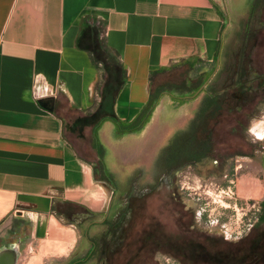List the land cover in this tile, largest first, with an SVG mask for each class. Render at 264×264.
<instances>
[{"label":"crops","instance_id":"0c3cea01","mask_svg":"<svg viewBox=\"0 0 264 264\" xmlns=\"http://www.w3.org/2000/svg\"><path fill=\"white\" fill-rule=\"evenodd\" d=\"M236 11L239 36L227 51L225 33ZM262 13L264 0H0V251L12 264H42L45 253L55 250L54 264H70L92 245L112 241L107 227L121 208V188L133 186L129 181L137 186L139 179L123 186L109 180L102 154L123 162H116L104 129L116 143L148 124L161 125L160 110L186 95L162 90L139 128L120 131V124L142 113L151 82L164 70L179 63L194 69L190 78L205 75L196 91L206 102L213 77L230 78L235 89L223 96L226 101L240 100L235 86L244 75L256 82L253 90L264 89V71L244 74L240 62L251 59V32L264 28L253 25ZM105 115L117 123L99 122V153L89 121ZM85 127L100 161L96 170L72 144ZM260 138L250 169L231 180L239 201L259 205L264 131Z\"/></svg>","mask_w":264,"mask_h":264},{"label":"rangeland","instance_id":"374dc122","mask_svg":"<svg viewBox=\"0 0 264 264\" xmlns=\"http://www.w3.org/2000/svg\"><path fill=\"white\" fill-rule=\"evenodd\" d=\"M238 15L236 11L231 16L230 28L225 33L227 51L239 36L242 19ZM254 22L253 25L264 26V13ZM251 33L255 34L251 35V45L247 49L251 59L240 61L244 74L250 68L264 71V28ZM208 67L209 73L214 67V60ZM190 69L194 71L178 63L151 82L152 88L160 87L174 95L187 96L184 102L173 100L171 106L160 110L161 125L148 124L143 132L123 136L116 143L112 142L109 127L104 129L105 142L112 145V151L119 155L116 162H123L115 164L108 152L102 154L101 160L108 170L109 180L118 181L123 186L124 182L138 176L137 186L146 184L139 189L134 181H129V184L133 183V189L128 194V197L131 195L130 210L124 225L127 229L125 233L121 232L120 237L110 241L128 243L129 248L132 246L127 256L130 258L122 264H181L177 254L200 248L199 244L186 240L194 239L221 249L225 247L222 244L240 243L253 230L264 232V222H256L259 204L239 201L233 187L232 198L223 193L234 175L250 169L251 162L261 149L262 140L259 137L262 135L260 129L264 130V108L256 109V105L264 103V89L253 90L256 82L244 75L235 86L239 89L240 100L236 101L231 93L235 101H226L224 97L234 88L227 83L230 78L222 77L223 81L216 78L218 81L215 82L213 77L214 82L207 85L213 91L208 95L217 97L219 103L216 101L214 106L209 105L200 90L196 91L205 75L191 79ZM247 87L249 94L244 93ZM203 112L204 121H199ZM77 138L72 141L76 150L91 162L93 169H98L100 161L89 148L87 127ZM169 172L172 174L170 180L167 179ZM97 175L102 177V172ZM128 189L129 186L121 188V196L117 199L121 208ZM65 218L72 222L69 215ZM120 222L116 225L118 228L123 226ZM141 227L165 234L159 249L148 252L142 241H138V229ZM235 252L234 264H237ZM57 253L58 250L46 252L42 264H54L53 260L58 259ZM100 258L104 256L99 255Z\"/></svg>","mask_w":264,"mask_h":264},{"label":"trees","instance_id":"16d2710c","mask_svg":"<svg viewBox=\"0 0 264 264\" xmlns=\"http://www.w3.org/2000/svg\"><path fill=\"white\" fill-rule=\"evenodd\" d=\"M98 47L99 44H97V48ZM161 91L162 90L160 89V87L154 88L149 94V98L145 107L142 110V113L137 115L131 122L127 124H120V131L124 132L139 128L140 123L147 118L148 113L151 111ZM216 100L217 97L213 95L207 96V101L209 102V105L212 104L214 106L216 104ZM209 109L211 110L212 107H209ZM104 118H108L114 123H117V121H115L113 117L106 115L100 116L94 122L89 121L91 126V145H93L92 147L95 148V150H97L99 153H101V151L98 145L96 144L94 135L99 125V122ZM82 126H84V124ZM259 208L260 210L257 215L256 221L257 224L264 222V203H261L259 205ZM247 236L248 237H246L236 245L222 244L225 247L221 249L210 244L204 245L203 243H199V241H194V239L190 238L191 240L186 241H193L199 244L200 248H192L191 251H183V254H177V256L179 257L181 264H234L235 256L233 252L236 251L235 253L237 254V264H264V232H256L253 230ZM235 248L239 250H234ZM186 257H188V259Z\"/></svg>","mask_w":264,"mask_h":264},{"label":"flooded vegetation","instance_id":"af4514ba","mask_svg":"<svg viewBox=\"0 0 264 264\" xmlns=\"http://www.w3.org/2000/svg\"><path fill=\"white\" fill-rule=\"evenodd\" d=\"M171 172H169L167 174V179L170 180L171 178ZM146 184H144L142 187H138L139 189H143V187H145ZM133 189V186H129V189L127 191V194L125 195L124 198V205L122 206V208H120V210H118L117 212H115V218L110 220L108 222V235L110 237V239H115V237H120L121 236V232L125 233L126 231V224H127V216L126 214L129 213L130 207H129V198L131 195L128 194L130 193V191ZM117 192V189L113 190V193ZM113 204H111V208L112 210L115 207V201H114V196H113ZM110 210V207H109ZM66 215V214H65ZM126 216V217H124ZM121 221V222H120ZM122 223L123 226L121 228H118L116 225L118 223ZM125 225V226H124ZM89 228L84 229V234L88 233ZM164 235H161L159 233V231L155 230V229H149L146 227H141L138 229V237L141 239H138V241H142L145 249L149 252V251H153L156 249H159L161 247L160 245V241L164 240ZM161 236H163L161 238ZM131 241V240H129ZM135 241V240H133ZM129 244L128 243H122V244H117V243H108L107 245L104 246H98L96 244L92 245V250L87 254V256H85L82 259H79V261L77 262H73L70 264H122L124 262H126V260L130 257H127L129 254V250L132 249L129 248ZM142 246V245H141ZM99 255H103L104 258H100L98 259ZM133 260V259H132Z\"/></svg>","mask_w":264,"mask_h":264},{"label":"water","instance_id":"95a60500","mask_svg":"<svg viewBox=\"0 0 264 264\" xmlns=\"http://www.w3.org/2000/svg\"><path fill=\"white\" fill-rule=\"evenodd\" d=\"M13 260L6 252L0 251V264H12Z\"/></svg>","mask_w":264,"mask_h":264},{"label":"built area","instance_id":"2783aa9c","mask_svg":"<svg viewBox=\"0 0 264 264\" xmlns=\"http://www.w3.org/2000/svg\"><path fill=\"white\" fill-rule=\"evenodd\" d=\"M223 193L229 198H232L234 196V192L232 191V181H229V185L225 187Z\"/></svg>","mask_w":264,"mask_h":264},{"label":"bare ground","instance_id":"6f19581e","mask_svg":"<svg viewBox=\"0 0 264 264\" xmlns=\"http://www.w3.org/2000/svg\"><path fill=\"white\" fill-rule=\"evenodd\" d=\"M260 130L262 131V135H263V131H264V130H263V129H260ZM258 134H259V133H258ZM260 135H261V134H260ZM262 135H261V136H262Z\"/></svg>","mask_w":264,"mask_h":264}]
</instances>
